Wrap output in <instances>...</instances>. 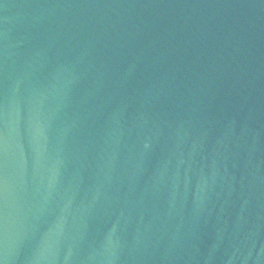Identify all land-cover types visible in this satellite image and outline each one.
<instances>
[{"label": "water", "instance_id": "water-1", "mask_svg": "<svg viewBox=\"0 0 264 264\" xmlns=\"http://www.w3.org/2000/svg\"><path fill=\"white\" fill-rule=\"evenodd\" d=\"M0 264H264V0H0Z\"/></svg>", "mask_w": 264, "mask_h": 264}]
</instances>
